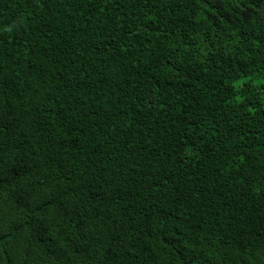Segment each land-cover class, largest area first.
Segmentation results:
<instances>
[{"label": "trees", "instance_id": "16d2710c", "mask_svg": "<svg viewBox=\"0 0 264 264\" xmlns=\"http://www.w3.org/2000/svg\"><path fill=\"white\" fill-rule=\"evenodd\" d=\"M0 264H264V0H0Z\"/></svg>", "mask_w": 264, "mask_h": 264}]
</instances>
